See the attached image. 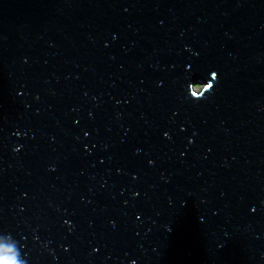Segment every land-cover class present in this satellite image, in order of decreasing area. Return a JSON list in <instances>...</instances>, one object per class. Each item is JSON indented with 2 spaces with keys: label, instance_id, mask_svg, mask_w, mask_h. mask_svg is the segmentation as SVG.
<instances>
[{
  "label": "water",
  "instance_id": "95a60500",
  "mask_svg": "<svg viewBox=\"0 0 264 264\" xmlns=\"http://www.w3.org/2000/svg\"><path fill=\"white\" fill-rule=\"evenodd\" d=\"M0 264H264V0H0Z\"/></svg>",
  "mask_w": 264,
  "mask_h": 264
}]
</instances>
